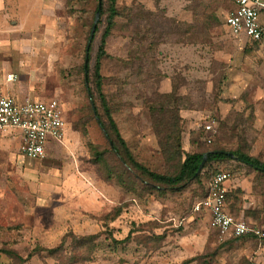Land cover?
<instances>
[{
    "label": "rangeland",
    "instance_id": "1",
    "mask_svg": "<svg viewBox=\"0 0 264 264\" xmlns=\"http://www.w3.org/2000/svg\"><path fill=\"white\" fill-rule=\"evenodd\" d=\"M97 4L4 0L0 85L16 75L15 96L58 100L66 129L63 142L41 161L19 156L17 141L0 133V249L22 259L1 255L0 264H57L33 251L55 248L66 235L98 236L84 264H264V246L220 243L206 214L192 212L206 174L180 191L133 193L106 180L94 160L93 152L106 146L97 122H89L85 137L74 131L73 123L94 110L82 67ZM233 8L234 0L116 1L122 17L106 40L103 92L121 136L153 170L174 169L159 152L146 106L155 92L171 89V80L179 87L185 151L189 133L199 131L205 148L239 149L264 163V35L259 43L233 38L225 25ZM260 20L264 31V12ZM105 27L100 15L90 68ZM210 169L226 170L231 183L242 185L229 193L228 208L264 227V176L234 160Z\"/></svg>",
    "mask_w": 264,
    "mask_h": 264
},
{
    "label": "trees",
    "instance_id": "2",
    "mask_svg": "<svg viewBox=\"0 0 264 264\" xmlns=\"http://www.w3.org/2000/svg\"><path fill=\"white\" fill-rule=\"evenodd\" d=\"M116 1L107 0L105 3L104 0H101V17H105L106 27L100 38L93 66L91 68L89 66V56L87 62H84L88 74V83L92 86V88L87 87L86 90L94 106V110L89 107L88 114L82 115L73 123L74 131H79L83 137L87 135L86 126L91 120L96 121L100 127L106 140V146L103 149L95 150L93 156L94 160L106 172V180L114 179L117 184L133 193H149L152 191L163 193L173 190L180 191L190 183L202 182L206 174L203 197L209 180L216 173L225 172L230 179V174L226 170L218 169L211 171L210 167L213 165L234 160L236 163L243 164L264 176V163L239 149L234 152H227L219 148H205V145H202L200 142L199 131L189 133V150H184L182 144V119L180 116L182 107L179 105L180 97H178L179 87L177 82H172V80L170 91L168 93L155 92L153 99L147 101L148 104L146 106L152 122L151 126L157 139L159 152L165 159L172 162L173 171L153 170L143 164L130 150L115 122L113 103L103 92L104 78L101 75L102 59L110 58L105 50L106 40L115 26V19L122 17L121 13L116 9ZM229 154H232V157ZM204 155L207 156L206 163L198 172ZM229 193L227 194V198ZM211 231L216 235L215 231ZM129 236L127 239H129ZM97 237V235L87 237L66 235L55 248H37L33 253L37 255L45 252L57 264H84L91 261L92 254L96 250L95 242ZM243 240L264 246V241H259L254 237L242 238L237 241ZM228 241H234V239ZM1 255H5L13 260L22 261L13 251L0 249ZM189 262L191 260L183 264H188Z\"/></svg>",
    "mask_w": 264,
    "mask_h": 264
},
{
    "label": "built area",
    "instance_id": "3",
    "mask_svg": "<svg viewBox=\"0 0 264 264\" xmlns=\"http://www.w3.org/2000/svg\"><path fill=\"white\" fill-rule=\"evenodd\" d=\"M263 11V0H234V8L225 20L230 35L249 42L262 41L264 31L260 19ZM6 81L15 83L17 76L8 74ZM65 129L66 116L58 100L24 99L18 102L0 87V133L10 135L18 142L19 156L30 161L43 160L50 144L63 142ZM204 130L210 132L211 125L204 126ZM207 143H211L209 139ZM228 180L225 172L216 173L209 180L205 195L195 202L192 212L207 215L209 229L216 232L220 243L249 237L264 241V227L248 224L229 213Z\"/></svg>",
    "mask_w": 264,
    "mask_h": 264
},
{
    "label": "crops",
    "instance_id": "4",
    "mask_svg": "<svg viewBox=\"0 0 264 264\" xmlns=\"http://www.w3.org/2000/svg\"><path fill=\"white\" fill-rule=\"evenodd\" d=\"M4 8V0H0V11L2 10ZM264 12V11H263ZM262 12V13H263ZM250 43H252V42H250ZM259 43V42H258ZM4 83H5V86H2V85H0V87L1 88H3V90H4V92L8 95V96H10V97H12V98H14L16 101H18V102H21V101H23L24 99H32L30 96H23V97H19V96H15L13 93V91H12V89H10V85H12L13 83H10V82H7L6 81V79L4 80ZM9 87L8 89L6 88V87ZM170 90L168 89L167 91L165 90L164 92L165 93H167V92H169ZM183 116V115H182ZM17 144H18V142H17ZM52 145H60V144H57V143H52V144H50L49 145V147L47 148V150H46V153H48L49 151H51V150H49L50 149V147L52 146ZM235 182L236 181H234V182H230V179L227 181V183H226V187H227V192L229 193V192H231L232 190H236V188H242V185H240V183H238V182H236L237 184H235ZM227 193V194H228ZM247 205H249V207H251V205L250 204H248L247 203ZM227 207H228V203H227ZM228 211H229V213L234 217V218H236V219H242V220H244L246 223H248V224H253V225H255L256 223H254V221L251 219V218H245V217H243L242 215H236L232 210H230L229 208H228ZM207 216V215H206ZM259 252H261V254H264V247L262 248V249H260L259 250Z\"/></svg>",
    "mask_w": 264,
    "mask_h": 264
},
{
    "label": "water",
    "instance_id": "5",
    "mask_svg": "<svg viewBox=\"0 0 264 264\" xmlns=\"http://www.w3.org/2000/svg\"><path fill=\"white\" fill-rule=\"evenodd\" d=\"M100 15H101V0H98L97 10H96V13H95L93 25L91 27L90 35H89L88 42H87V48H86V52L87 53H86V57H85V63L87 62L89 45L91 44V41L93 39V35L95 33L98 21L100 19ZM84 69H86V65L84 66ZM229 156L232 157V154H229ZM206 160H207V156L204 155L203 159H202V162L199 165L198 172L202 169V167L206 163ZM197 173H196V175H197Z\"/></svg>",
    "mask_w": 264,
    "mask_h": 264
}]
</instances>
